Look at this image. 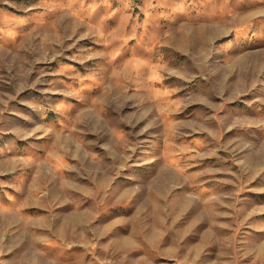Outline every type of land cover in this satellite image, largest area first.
<instances>
[{
	"label": "rangeland",
	"instance_id": "374dc122",
	"mask_svg": "<svg viewBox=\"0 0 264 264\" xmlns=\"http://www.w3.org/2000/svg\"><path fill=\"white\" fill-rule=\"evenodd\" d=\"M0 264H264V0H0Z\"/></svg>",
	"mask_w": 264,
	"mask_h": 264
}]
</instances>
